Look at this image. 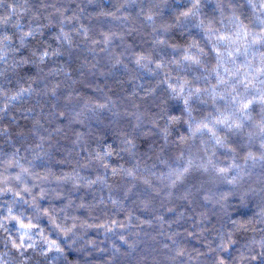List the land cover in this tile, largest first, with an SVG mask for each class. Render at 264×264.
<instances>
[{"label": "clouds", "instance_id": "9594fccd", "mask_svg": "<svg viewBox=\"0 0 264 264\" xmlns=\"http://www.w3.org/2000/svg\"><path fill=\"white\" fill-rule=\"evenodd\" d=\"M0 264H264V0H0Z\"/></svg>", "mask_w": 264, "mask_h": 264}]
</instances>
